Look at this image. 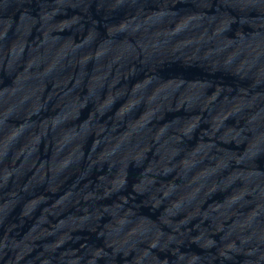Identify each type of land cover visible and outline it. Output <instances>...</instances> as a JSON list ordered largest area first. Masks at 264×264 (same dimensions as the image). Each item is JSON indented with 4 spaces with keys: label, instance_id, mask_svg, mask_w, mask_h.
Instances as JSON below:
<instances>
[{
    "label": "water",
    "instance_id": "obj_1",
    "mask_svg": "<svg viewBox=\"0 0 264 264\" xmlns=\"http://www.w3.org/2000/svg\"><path fill=\"white\" fill-rule=\"evenodd\" d=\"M0 264H264V0H0Z\"/></svg>",
    "mask_w": 264,
    "mask_h": 264
}]
</instances>
